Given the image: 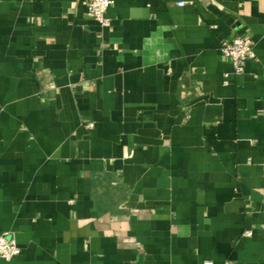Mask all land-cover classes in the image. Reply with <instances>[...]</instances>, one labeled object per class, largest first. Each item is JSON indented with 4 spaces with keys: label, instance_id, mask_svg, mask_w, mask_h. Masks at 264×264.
<instances>
[{
    "label": "crops",
    "instance_id": "0c3cea01",
    "mask_svg": "<svg viewBox=\"0 0 264 264\" xmlns=\"http://www.w3.org/2000/svg\"><path fill=\"white\" fill-rule=\"evenodd\" d=\"M86 1L0 0L10 264H264V0Z\"/></svg>",
    "mask_w": 264,
    "mask_h": 264
},
{
    "label": "built area",
    "instance_id": "2783aa9c",
    "mask_svg": "<svg viewBox=\"0 0 264 264\" xmlns=\"http://www.w3.org/2000/svg\"><path fill=\"white\" fill-rule=\"evenodd\" d=\"M114 3L115 0H87V14L102 26H110L111 21L107 17V11ZM179 4L184 5L186 2H179ZM220 51L231 61L234 69L233 72L237 75L245 71V66L248 61L257 57L253 40L241 35L223 40ZM89 126H92V124ZM246 234L251 235V232L248 231ZM20 252L21 247L13 235L9 232L0 234V259L4 260V264H10ZM206 264L213 263L206 262Z\"/></svg>",
    "mask_w": 264,
    "mask_h": 264
}]
</instances>
